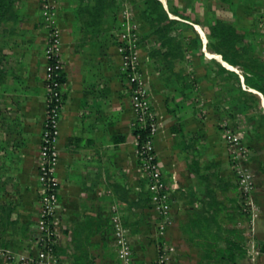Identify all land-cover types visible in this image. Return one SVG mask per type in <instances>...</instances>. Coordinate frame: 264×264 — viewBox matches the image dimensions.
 Returning a JSON list of instances; mask_svg holds the SVG:
<instances>
[{
    "label": "crops",
    "instance_id": "0c3cea01",
    "mask_svg": "<svg viewBox=\"0 0 264 264\" xmlns=\"http://www.w3.org/2000/svg\"><path fill=\"white\" fill-rule=\"evenodd\" d=\"M74 3L59 0L58 7L64 103L56 142L60 234L55 253L65 264H119L110 223L116 204L129 229L132 264H155L160 216L145 199L148 186L135 153L134 115L117 38L108 20L88 25L87 13ZM45 42L39 0H18L13 20L0 27V264H19V255L41 248L37 174ZM143 69L160 121L156 150L170 194L172 221L163 234L174 246L168 264H264V113L258 116L259 142L244 138L258 210L249 227L235 214L238 188L229 185L236 182L235 172L222 129L212 118L217 110L212 94L204 95L206 121L181 107L171 112L144 63ZM231 228L243 230L234 235ZM241 235L247 238L242 241ZM4 250L15 258L7 259Z\"/></svg>",
    "mask_w": 264,
    "mask_h": 264
},
{
    "label": "built area",
    "instance_id": "2783aa9c",
    "mask_svg": "<svg viewBox=\"0 0 264 264\" xmlns=\"http://www.w3.org/2000/svg\"><path fill=\"white\" fill-rule=\"evenodd\" d=\"M59 0H40L41 23L46 32L44 47L45 58V117L43 122L42 139L39 148L38 161V193L40 213L38 228L40 237L47 242H55L60 234L58 216L59 178L57 165L59 152L56 142L59 136V117L63 108V59L61 28L58 23ZM130 12V10H128ZM122 13L121 28L118 32L117 49L120 54V68L127 79L131 106L133 109L132 125L137 130L134 140L135 153L139 159L141 175L146 179L151 192L153 208L160 216L158 232L163 235L172 221L170 194L164 177L163 164L158 158L156 150V135L160 129L158 114L154 108L143 64L140 57L139 24L134 20L133 12ZM224 138L229 150L234 170L237 174L240 190L246 195V208L250 214L249 227H252L258 210L251 198L254 187V174L248 159L249 149L242 142L239 133L226 129ZM110 221L113 226V236L119 264H132L133 252L129 236V229L123 223L118 206H111ZM254 253V248L250 247ZM174 246L163 240L156 258V264H168L170 253ZM7 259H14L15 254L9 250L2 251ZM19 264H65L52 247L39 249L36 254H21Z\"/></svg>",
    "mask_w": 264,
    "mask_h": 264
},
{
    "label": "trees",
    "instance_id": "16d2710c",
    "mask_svg": "<svg viewBox=\"0 0 264 264\" xmlns=\"http://www.w3.org/2000/svg\"><path fill=\"white\" fill-rule=\"evenodd\" d=\"M17 1L18 0H0V27H3L5 23L13 20ZM87 1L86 5L83 3L78 4L76 9L77 11L87 13L88 16L85 21L88 25L99 26L100 23L103 24L105 20H108L107 16L110 10L114 8L115 0ZM128 1L135 7L136 17L141 21V25L139 26V46L141 47L144 38H148L149 36H153L158 44L152 49H148V54L153 59V67L160 70L159 78L161 81L164 82L168 88H171L173 85L177 87L179 81L185 83L189 75L184 73L182 67L177 68L180 60L185 57L186 51L194 52V50H199L200 53H203L201 49L202 39L199 33L195 30L193 23L186 20L190 18L182 14L176 8L171 9V11L174 14L179 15L181 19L172 17L168 9L164 6L162 0ZM263 3L264 0H217L216 7L218 9L232 11L240 5L260 7ZM262 17H264V15ZM193 22L201 23L198 20H193ZM206 27V36L208 39L207 47L220 53L223 60L228 64L238 66L241 70L240 74L216 60L218 66L217 73L219 72L222 74L221 83L222 81L231 83V86H227V91L230 92L229 96L231 99H226H229L232 108H235L238 111L240 110L245 113L252 112L254 115L261 116L262 113H264V107L261 101V96L258 92L262 93L264 96V58L261 57L260 51L256 48V35L257 32H259L258 24L250 27H243L235 22L215 17L211 21H208ZM110 28L113 27L111 26ZM120 28L121 23L119 20L116 27V33H113L117 38V43H119L117 35ZM141 28H146L145 34ZM243 83L245 84V87L243 86ZM254 90L258 92H255ZM182 91H184V86L182 87ZM164 94L168 109L171 112H175V108L170 107V102H174L173 97H170L166 92ZM175 130L176 126H173V131ZM136 131L137 130L134 129V133ZM246 146L248 148V145ZM235 178L236 182L234 184L229 182V185L238 188L235 214L240 216V222H243L244 220L249 222L250 214L246 208V195L240 190L236 172ZM220 180H224L228 183V180L223 176H220ZM147 193L148 195H146L145 199L148 206H150L152 205V201L149 189L147 190ZM242 230V228H231L229 233H234L235 235V233L242 232ZM241 236L242 237L240 238L242 241L247 238L243 235ZM163 238V235H161L159 239V250L162 247ZM232 242H235V240ZM40 245V249L48 248L50 245L52 251L56 252V241L49 243L44 237H41ZM238 250H240L242 254L245 253V251L247 252V248L243 245L239 246ZM230 264L239 263L231 260Z\"/></svg>",
    "mask_w": 264,
    "mask_h": 264
},
{
    "label": "rangeland",
    "instance_id": "374dc122",
    "mask_svg": "<svg viewBox=\"0 0 264 264\" xmlns=\"http://www.w3.org/2000/svg\"><path fill=\"white\" fill-rule=\"evenodd\" d=\"M87 2V0H75L74 5L77 6L80 3L86 5ZM162 2L172 17L181 19L179 15H176L171 11V9L176 8L182 14L190 18L186 20L193 23L195 30L199 33L202 39L201 49L203 53H200L199 50H194V52L186 51L185 57L180 60L177 68L182 67L184 69V73L189 75V77L185 83H181V81H179L177 87L173 85L171 88H168L159 78L160 70L153 67V59L148 54V49H152L158 44L153 36L144 38L143 45L140 50V57L142 64L144 63L146 67L149 68L150 79L155 85H157L158 88L160 87L161 92H166L170 97H173L174 102H170L171 106L174 108L181 107L183 111L186 110L188 112H194L199 119L205 121L207 116L206 105L209 99L204 95L207 91L209 95L212 94V101H216L217 110L214 112L215 115H212V118L215 119L218 126L222 129L223 138L226 129L229 128L233 132H237L241 135L242 142L245 145H247V143L244 138L247 139V141H252L254 144L258 143L260 138L259 135H261L259 129L261 128V118L254 115L252 112L245 113L240 110L238 111L230 105L231 101H229V99L231 98L229 96L230 92L227 91V86H231V83L225 81H222L221 83L222 74L219 72V74L217 73L218 66L216 60L218 58L210 54L217 52L207 47L208 39L206 36V26L208 21H211L215 17L235 22L239 26L243 27H250L258 24L259 32H257L256 35V48L260 51L261 57L264 58V17H262L264 15V3L260 7L240 5L235 10L231 11L227 9H218L216 7L217 0H162ZM124 10H130V12L132 11L134 20L137 21L139 26L141 25V21L136 17L135 7L128 0H115L114 8L110 10L108 18L109 26L113 27V33H116V27L119 20L120 23L122 22V13ZM130 12L128 11L129 15L131 14ZM193 20H198L201 23L193 22ZM141 30H143L144 34L146 33V28H141ZM217 54L221 57L220 53ZM209 62L211 64H207ZM229 66H231V64ZM232 66L234 67L233 70L239 73L241 72L238 66ZM183 86L184 91H182ZM230 161L232 169H234L235 165L232 164L231 158Z\"/></svg>",
    "mask_w": 264,
    "mask_h": 264
},
{
    "label": "bare ground",
    "instance_id": "6f19581e",
    "mask_svg": "<svg viewBox=\"0 0 264 264\" xmlns=\"http://www.w3.org/2000/svg\"><path fill=\"white\" fill-rule=\"evenodd\" d=\"M209 53V52H208ZM210 54H212V55H214V56H216L219 60H221L225 65L227 64V66H229L230 64H228L225 60H223L220 56H219V54H217V53H210Z\"/></svg>",
    "mask_w": 264,
    "mask_h": 264
},
{
    "label": "water",
    "instance_id": "95a60500",
    "mask_svg": "<svg viewBox=\"0 0 264 264\" xmlns=\"http://www.w3.org/2000/svg\"><path fill=\"white\" fill-rule=\"evenodd\" d=\"M222 62V61H221ZM223 65H225L224 63H222ZM226 67H228V68H231V69H234V67L231 65V66H227V65H225ZM242 78H243V76H242Z\"/></svg>",
    "mask_w": 264,
    "mask_h": 264
}]
</instances>
